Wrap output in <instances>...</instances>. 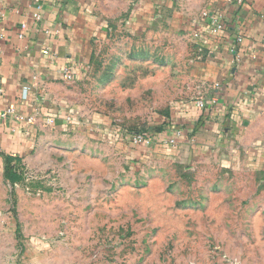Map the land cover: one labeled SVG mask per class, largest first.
<instances>
[{
	"label": "rangeland",
	"instance_id": "374dc122",
	"mask_svg": "<svg viewBox=\"0 0 264 264\" xmlns=\"http://www.w3.org/2000/svg\"><path fill=\"white\" fill-rule=\"evenodd\" d=\"M191 45L115 28L54 87L55 120L80 119L0 149V264H264V169L242 125L162 144L198 86ZM142 130L148 146L126 139Z\"/></svg>",
	"mask_w": 264,
	"mask_h": 264
},
{
	"label": "crops",
	"instance_id": "0c3cea01",
	"mask_svg": "<svg viewBox=\"0 0 264 264\" xmlns=\"http://www.w3.org/2000/svg\"><path fill=\"white\" fill-rule=\"evenodd\" d=\"M218 15L225 29L213 34L211 19ZM120 27L135 34L159 28L186 35L198 68L193 98L209 106L199 111L193 101L178 105L171 127L188 139L206 125L215 130L242 125L249 157L264 169V0H0V112L13 107L35 116L34 122L0 117L1 150L31 145L47 117H57L54 87L63 82V68L79 79L96 46ZM25 84L31 86L27 98ZM61 121L54 119V127L65 129Z\"/></svg>",
	"mask_w": 264,
	"mask_h": 264
},
{
	"label": "built area",
	"instance_id": "2783aa9c",
	"mask_svg": "<svg viewBox=\"0 0 264 264\" xmlns=\"http://www.w3.org/2000/svg\"><path fill=\"white\" fill-rule=\"evenodd\" d=\"M238 2H241V0H236ZM41 9V5L39 4L37 6L36 12H34L33 16L35 18H39V10ZM207 12L204 11L202 12V16L205 17L207 16ZM225 29V24L223 19L221 18L220 15L218 16H213L211 19V32L213 34L219 33L224 31ZM193 36H199V32L196 30H193ZM43 55H48L49 50L48 48H44L42 51ZM61 79L63 81L71 82L76 79L75 73L71 70L69 67L63 68L61 71ZM31 92V86L25 84L22 86V96L23 98H27L29 96V93ZM193 105L197 110L199 111H204L208 108L209 102L206 99L203 98H196L193 100ZM7 116H13L17 121H28V122H34L35 121V116H25L22 114H18L15 112V109L13 107H7L5 108L2 112H0V117L1 118H6ZM66 123V127L77 124V121L80 119V117L74 112L73 110L69 109L66 110L62 116ZM54 116H49L46 119V122L48 125H54ZM67 127V128H68ZM164 138H162V144H165V146H174L179 138L182 135L181 130L179 129H174L171 131V133H164ZM153 133H147L145 131H132L130 132V135L126 139H128L134 146L137 147H146L148 146L152 141H153ZM263 137H264V132H263Z\"/></svg>",
	"mask_w": 264,
	"mask_h": 264
},
{
	"label": "trees",
	"instance_id": "16d2710c",
	"mask_svg": "<svg viewBox=\"0 0 264 264\" xmlns=\"http://www.w3.org/2000/svg\"><path fill=\"white\" fill-rule=\"evenodd\" d=\"M142 131H143V130H142ZM6 174H7V176L10 177V174H11V167H9V168L7 169ZM12 179L14 180L15 177H12Z\"/></svg>",
	"mask_w": 264,
	"mask_h": 264
}]
</instances>
